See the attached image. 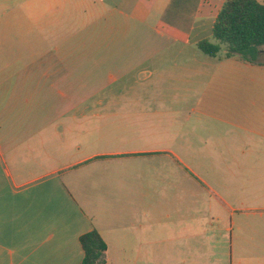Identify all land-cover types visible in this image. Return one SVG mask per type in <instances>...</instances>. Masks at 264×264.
<instances>
[{
	"label": "crops",
	"instance_id": "obj_1",
	"mask_svg": "<svg viewBox=\"0 0 264 264\" xmlns=\"http://www.w3.org/2000/svg\"><path fill=\"white\" fill-rule=\"evenodd\" d=\"M264 5V0H256ZM225 0H0V264H264V65L203 54Z\"/></svg>",
	"mask_w": 264,
	"mask_h": 264
},
{
	"label": "trees",
	"instance_id": "obj_2",
	"mask_svg": "<svg viewBox=\"0 0 264 264\" xmlns=\"http://www.w3.org/2000/svg\"><path fill=\"white\" fill-rule=\"evenodd\" d=\"M218 44L208 40L197 43V48L209 57L238 58L252 65H264V5L256 0H225L212 30ZM84 253L80 264H106V244L93 230L79 238Z\"/></svg>",
	"mask_w": 264,
	"mask_h": 264
},
{
	"label": "rangeland",
	"instance_id": "obj_3",
	"mask_svg": "<svg viewBox=\"0 0 264 264\" xmlns=\"http://www.w3.org/2000/svg\"><path fill=\"white\" fill-rule=\"evenodd\" d=\"M210 43L212 44H218V42L214 39V38H211L210 40H208ZM223 50L221 51L222 53H224V47L222 46ZM220 52V54H221ZM261 61H264V55L262 56L261 58ZM264 219V218H263Z\"/></svg>",
	"mask_w": 264,
	"mask_h": 264
}]
</instances>
